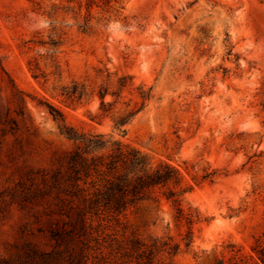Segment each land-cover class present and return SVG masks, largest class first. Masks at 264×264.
Instances as JSON below:
<instances>
[{
  "label": "rangeland",
  "instance_id": "374dc122",
  "mask_svg": "<svg viewBox=\"0 0 264 264\" xmlns=\"http://www.w3.org/2000/svg\"><path fill=\"white\" fill-rule=\"evenodd\" d=\"M121 75L131 85L117 98L107 94L112 105L101 115L97 91L116 90ZM72 81L93 93L69 106L60 93ZM140 102L124 133L112 127ZM63 124L103 134V151L118 142L152 166L165 162L189 187L181 213L162 198L109 223L87 264L256 262L264 0H0V264H68L49 236L63 218L50 176L78 144Z\"/></svg>",
  "mask_w": 264,
  "mask_h": 264
},
{
  "label": "trees",
  "instance_id": "16d2710c",
  "mask_svg": "<svg viewBox=\"0 0 264 264\" xmlns=\"http://www.w3.org/2000/svg\"><path fill=\"white\" fill-rule=\"evenodd\" d=\"M39 77L35 74L34 78ZM131 77L121 75L116 79V90L109 84L101 85L97 91L101 115L109 112L112 102L105 100L107 94L119 97L129 88ZM83 83L72 81L61 87V98L69 106L79 104L82 98L91 96ZM144 98L148 91L139 90ZM143 102L127 109L112 119V127L125 132V124L141 110ZM54 118L63 121L61 111L49 106ZM69 139L78 141L77 146L65 157L64 168H57L50 176V186L55 191L56 211L63 215L50 228V238L56 246H63L68 264H87L88 251L99 248V240L109 223L117 221L125 212L142 201L159 204L162 198L176 205L181 213V202L189 191L181 183L178 171L165 162L152 166L146 154L133 148L114 143L110 151H103L106 140L103 134H78L67 125H62ZM214 172H204L202 179L212 180ZM193 219L186 215L187 223ZM104 229V230H103ZM191 231L185 245L191 242ZM93 243V244H92ZM166 245L165 243H163ZM169 253L178 250V244L168 246ZM251 250L257 260L253 264H264V230L255 238ZM218 264H224L219 262Z\"/></svg>",
  "mask_w": 264,
  "mask_h": 264
}]
</instances>
